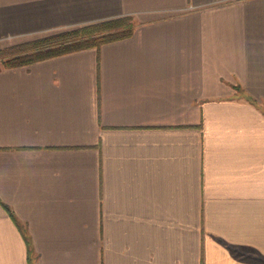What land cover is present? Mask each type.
<instances>
[{
  "label": "crops",
  "instance_id": "crops-1",
  "mask_svg": "<svg viewBox=\"0 0 264 264\" xmlns=\"http://www.w3.org/2000/svg\"><path fill=\"white\" fill-rule=\"evenodd\" d=\"M124 16L0 69V264H264V0H0V49Z\"/></svg>",
  "mask_w": 264,
  "mask_h": 264
},
{
  "label": "trees",
  "instance_id": "trees-1",
  "mask_svg": "<svg viewBox=\"0 0 264 264\" xmlns=\"http://www.w3.org/2000/svg\"><path fill=\"white\" fill-rule=\"evenodd\" d=\"M134 29L132 18L124 16L31 39L0 49V69L25 66L87 48H99L105 43L131 36Z\"/></svg>",
  "mask_w": 264,
  "mask_h": 264
},
{
  "label": "rangeland",
  "instance_id": "rangeland-1",
  "mask_svg": "<svg viewBox=\"0 0 264 264\" xmlns=\"http://www.w3.org/2000/svg\"><path fill=\"white\" fill-rule=\"evenodd\" d=\"M75 28V27H74ZM67 29H72V28H67ZM62 30H66V29H61V30H58V31H54V32H50V33H47V34H44V35H41V36H38L36 38H40V37H43V36H47V35H50V34H53V33H56V32H59V31H62ZM35 39V38H34ZM21 43H24V42H21ZM18 44V43H17ZM16 44H12V45H8V46H4V47H1V49L3 48H6V47H10V46H14Z\"/></svg>",
  "mask_w": 264,
  "mask_h": 264
},
{
  "label": "built area",
  "instance_id": "built-area-1",
  "mask_svg": "<svg viewBox=\"0 0 264 264\" xmlns=\"http://www.w3.org/2000/svg\"><path fill=\"white\" fill-rule=\"evenodd\" d=\"M217 1H219V2H220V1H226V0H217Z\"/></svg>",
  "mask_w": 264,
  "mask_h": 264
}]
</instances>
